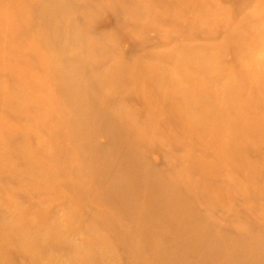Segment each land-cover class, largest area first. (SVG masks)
I'll use <instances>...</instances> for the list:
<instances>
[{
    "label": "rangeland",
    "instance_id": "obj_1",
    "mask_svg": "<svg viewBox=\"0 0 264 264\" xmlns=\"http://www.w3.org/2000/svg\"><path fill=\"white\" fill-rule=\"evenodd\" d=\"M0 264H264V0H0Z\"/></svg>",
    "mask_w": 264,
    "mask_h": 264
}]
</instances>
